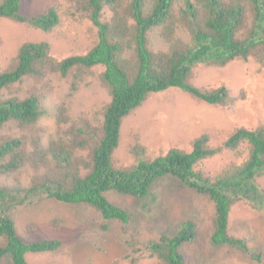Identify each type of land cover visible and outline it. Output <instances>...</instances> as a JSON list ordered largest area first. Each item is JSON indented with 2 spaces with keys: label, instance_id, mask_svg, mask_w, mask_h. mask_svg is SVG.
<instances>
[{
  "label": "trees",
  "instance_id": "1",
  "mask_svg": "<svg viewBox=\"0 0 264 264\" xmlns=\"http://www.w3.org/2000/svg\"><path fill=\"white\" fill-rule=\"evenodd\" d=\"M23 3L0 0V17L44 32L58 25L60 13L55 4L25 15ZM62 5L66 15L87 18L95 26L97 39L91 48L58 60L47 41H24L13 65L0 68V130L8 124L19 130L18 135L6 134L0 139V261L7 257L10 264H30L27 253L54 251L60 246L58 238L22 237L11 216L17 207L49 198L94 208L103 228L111 220L128 224V211L111 202L107 192L144 198L154 182L164 177L205 194L213 203L212 243L235 247L261 261L259 248L229 233L228 215L231 205L240 199L264 212V188L256 180L264 173V124L254 129L235 128L221 146H211L208 136L201 134L188 151L173 147L127 167L115 166L112 154L119 143L122 119L150 93L176 88L210 104L234 100L224 85L207 88L193 84V69L199 63L225 65L249 58L264 65V0H63ZM104 7L111 11L109 21L100 19ZM154 33L165 49L151 46ZM95 65L103 66L100 76L110 95L101 122L93 125L76 118L61 103L54 113L55 128L44 141L40 119L45 113L44 92L51 87L49 75L64 77L74 72L78 77ZM23 78L38 86L22 97H3L4 89ZM222 147L243 160L213 177L195 169ZM143 151L139 147L136 153ZM26 169L29 176L24 179L21 172ZM137 234L126 239L132 262L146 254L156 258L155 264H187L180 247L194 240L196 232L194 222L185 220L173 233L148 240L143 247H137Z\"/></svg>",
  "mask_w": 264,
  "mask_h": 264
},
{
  "label": "rangeland",
  "instance_id": "2",
  "mask_svg": "<svg viewBox=\"0 0 264 264\" xmlns=\"http://www.w3.org/2000/svg\"><path fill=\"white\" fill-rule=\"evenodd\" d=\"M62 3L63 0H24L21 12L25 15L36 14L49 4L58 6L60 21L49 32L0 17L2 70L13 65L18 47L24 41H47L50 53L58 60L84 54L91 48L97 39L95 26L87 18L66 15ZM110 17L111 11L104 7L100 19L109 21ZM151 46L165 49L166 45L154 33ZM102 70V65H95L78 77L74 72L64 77L57 73L49 75L51 87L47 92L43 89L45 113L40 119L44 141L55 128L54 113L61 103L76 118H85L93 125L101 122L110 99L108 88L100 76ZM191 81L197 87L224 85L234 100L224 105L210 104L176 88L150 93L122 119L119 143L112 154L115 166L127 167L138 159L154 158L173 147L188 151L194 139L201 134L208 136L211 146H221L235 128L254 129L264 124V65L253 58L236 59L225 65L199 63L193 69ZM34 85L38 86L31 79L23 78L4 89L2 94L3 97L12 94L22 97ZM6 134L18 135L19 130L8 124L0 130V139ZM139 147L144 151L137 154ZM241 160L242 156L222 147L214 155L198 162L195 169L213 177ZM28 176L27 169L21 172L22 178L27 179ZM256 180L264 188V173ZM107 197L128 211V224L111 220L103 228V220L94 208L49 198L17 207L11 216L22 237L28 240H60L58 249L27 253L26 260L30 264H155L156 258L146 254L139 255L134 262L130 260V249L126 246L128 236L137 232L140 240L136 242L137 247H143L148 240L171 234L178 224L191 220L195 224V238L180 247L187 264H264V212L244 199L231 205L228 231L244 238L251 247L259 248L262 251L259 262L235 247L212 243L213 203L205 194L185 187L173 178L156 180L144 198L114 191L107 192ZM54 220L56 222L51 224ZM0 264L10 262L3 257Z\"/></svg>",
  "mask_w": 264,
  "mask_h": 264
}]
</instances>
